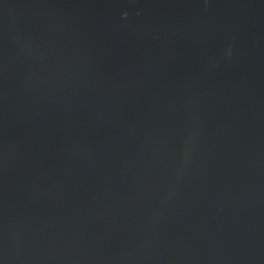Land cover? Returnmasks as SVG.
Returning a JSON list of instances; mask_svg holds the SVG:
<instances>
[{
  "label": "water",
  "instance_id": "obj_1",
  "mask_svg": "<svg viewBox=\"0 0 264 264\" xmlns=\"http://www.w3.org/2000/svg\"><path fill=\"white\" fill-rule=\"evenodd\" d=\"M0 264H264V0H0Z\"/></svg>",
  "mask_w": 264,
  "mask_h": 264
}]
</instances>
